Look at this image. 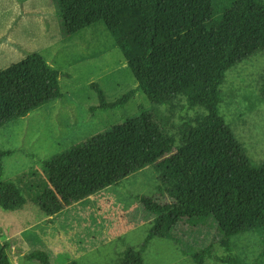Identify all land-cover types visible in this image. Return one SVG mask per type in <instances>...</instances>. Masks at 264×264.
Instances as JSON below:
<instances>
[{"label":"trees","instance_id":"obj_1","mask_svg":"<svg viewBox=\"0 0 264 264\" xmlns=\"http://www.w3.org/2000/svg\"><path fill=\"white\" fill-rule=\"evenodd\" d=\"M54 1L69 38L105 23L128 53V65L138 82L114 101L92 83L99 103L90 107L91 112L120 109L138 91L148 96L151 106H141L124 121L44 160L43 173L24 174L28 181L23 176L0 180V206L19 210L31 201L48 216L55 215L153 164L171 199L161 203L153 197L141 198L147 212L162 217L154 234L180 242L182 252L196 264L212 257L213 248L183 247L176 230L179 221L192 229L214 225L229 251L235 235L264 234V162L251 161L219 111L227 71L264 51V0ZM63 74L37 52L0 69V127L62 98ZM260 99L264 101V74ZM161 106H168L170 112H163ZM195 107L204 112L185 120L174 132L175 111ZM11 152L0 150V176L2 158ZM182 206H188L186 215L180 213ZM191 208L201 213L192 214ZM146 246L147 242L137 250L129 246L111 264H142ZM26 257L50 264L43 250ZM220 260L243 264L232 253ZM0 264H14L1 243Z\"/></svg>","mask_w":264,"mask_h":264},{"label":"rangeland","instance_id":"obj_2","mask_svg":"<svg viewBox=\"0 0 264 264\" xmlns=\"http://www.w3.org/2000/svg\"><path fill=\"white\" fill-rule=\"evenodd\" d=\"M32 52L43 55L64 73L60 76L64 96L0 127V150L12 151L2 158L0 180L23 176L28 181L24 174L43 173L44 160L124 121L141 106H151L148 96L138 91L120 109L91 112L90 107L99 103L92 83L103 88L108 101L138 85L128 65V53L105 23L69 38L54 0H0V69ZM263 74L264 51L229 69L221 85L219 105L220 113L255 164L264 162ZM160 108L170 112L168 106ZM203 112L201 107L177 109L172 130L176 132L185 120ZM142 197L171 202L153 164L124 178L120 185L107 186L55 215L48 216L31 201L19 210L0 206V243L7 247L14 264H44L26 257L34 250L47 252L50 264H111L129 246L137 250L146 242L142 264H196L182 252L180 242L154 234L162 217L147 212ZM187 207L180 209L182 215H186ZM190 212L200 214L201 210L191 208ZM176 226L183 247L212 246L213 255L204 264H226L220 258L229 253L243 264H264V234L260 231L231 237L229 251L214 225L192 229L179 221Z\"/></svg>","mask_w":264,"mask_h":264}]
</instances>
